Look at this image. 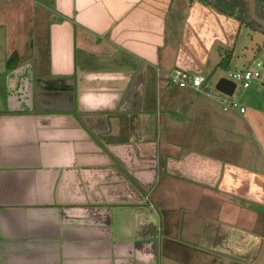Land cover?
Returning <instances> with one entry per match:
<instances>
[{"label":"crops","instance_id":"obj_1","mask_svg":"<svg viewBox=\"0 0 264 264\" xmlns=\"http://www.w3.org/2000/svg\"><path fill=\"white\" fill-rule=\"evenodd\" d=\"M249 30L204 0H0V264H264L262 89L241 114L168 80L220 96Z\"/></svg>","mask_w":264,"mask_h":264},{"label":"rangeland","instance_id":"obj_2","mask_svg":"<svg viewBox=\"0 0 264 264\" xmlns=\"http://www.w3.org/2000/svg\"><path fill=\"white\" fill-rule=\"evenodd\" d=\"M220 1L224 2L222 4V5H224L223 7H226L227 5H230L229 8H230L231 11H232L233 4L236 5L239 2H241V6H242V8L244 10L248 11L250 9L249 3L246 0H220ZM222 5H220V6H222ZM257 16H258V18L261 21H264V6H262V5L258 6ZM249 32H250V30H249ZM258 32H260V34L257 35V37H255V40H254V43H253L254 46H255V41L257 43L263 44L262 41L264 40V31L260 30ZM250 33L253 34L252 32H250ZM250 37L248 35H245V38H243V42L244 43L246 42L247 44H249L251 42ZM238 54H241L240 49H238ZM235 59L237 60V58H235ZM250 60H252V62L250 64L252 66V68H256V64L258 62L262 63V65H264V51H263L262 54L258 55L257 57H253V58L250 57ZM234 69H235L234 64H232L231 67L229 68L227 76L229 75V73L233 72ZM259 72L261 74V77L259 79H257V80H254L253 85L257 83L258 87L260 89H262V91L264 93V66H262V68L259 69ZM253 85H252V87H253L252 89H254ZM212 88H213L212 92L214 94L218 93L215 90L214 83H213V86L211 85V89ZM250 90H244L241 86H238L234 96L232 97V100H238V97H240V96L245 97L247 91H250ZM171 249H172L173 253H177V256L174 257L175 259L172 262L173 264H227V260H224V259H221V258L214 259L210 255L204 256L202 251H201V256L200 257L193 255L192 254L193 252L191 251V245L190 244H184V245L173 244L171 246ZM159 260H160V264H162V263L163 264L164 263L167 264V259L164 256V253H163V257H162L161 245H160V259ZM243 262H244L243 260L242 261H240V260L232 261L233 264H245ZM255 262L256 263H254V264H259V263H257V261H255Z\"/></svg>","mask_w":264,"mask_h":264},{"label":"built area","instance_id":"obj_3","mask_svg":"<svg viewBox=\"0 0 264 264\" xmlns=\"http://www.w3.org/2000/svg\"><path fill=\"white\" fill-rule=\"evenodd\" d=\"M262 63H257L256 68L248 66L241 71H233L229 73L227 79L234 82L238 88L241 86L243 89H249L252 87L254 80L260 78L261 74L259 69L262 68ZM170 85L179 89H191L199 94L207 95L211 98H216L223 108L224 112L239 111L241 114L245 113L244 108H240L239 104L232 100V98L220 94L218 97H214L212 94L204 91L205 78L185 73L183 71H174L168 75Z\"/></svg>","mask_w":264,"mask_h":264},{"label":"trees","instance_id":"obj_4","mask_svg":"<svg viewBox=\"0 0 264 264\" xmlns=\"http://www.w3.org/2000/svg\"><path fill=\"white\" fill-rule=\"evenodd\" d=\"M204 2L211 6L212 8H214L216 11H218L219 13H222L224 15H228L231 17H235L238 21H240L242 24H245L251 31L254 32H258L260 30L264 31V28L256 25L252 19H251V15H250V9L244 10L241 6V2L237 3L236 5L233 4L232 7V11L230 10L229 6L227 5L226 7H223L224 5H222L224 2L220 1V0H204ZM256 5H257V10H258V6L262 5L264 6V0H255ZM222 5V6H220ZM250 7V5H249ZM264 46V45H263ZM231 58L232 56L229 54H227L223 60L222 63L220 64V67H222L224 70H227L230 62H231Z\"/></svg>","mask_w":264,"mask_h":264},{"label":"water","instance_id":"obj_5","mask_svg":"<svg viewBox=\"0 0 264 264\" xmlns=\"http://www.w3.org/2000/svg\"><path fill=\"white\" fill-rule=\"evenodd\" d=\"M246 1L250 5V15H251L252 21L256 25L264 28V21H261L257 16V5H256L255 0H246ZM236 89H237L236 84L230 81L229 79H227L226 77L220 78L215 85V90L218 93L225 95L227 97H230V98L234 96Z\"/></svg>","mask_w":264,"mask_h":264}]
</instances>
